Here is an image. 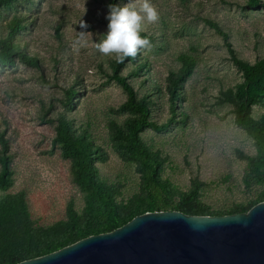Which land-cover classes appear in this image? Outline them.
I'll return each instance as SVG.
<instances>
[{
	"label": "rangeland",
	"instance_id": "1",
	"mask_svg": "<svg viewBox=\"0 0 264 264\" xmlns=\"http://www.w3.org/2000/svg\"><path fill=\"white\" fill-rule=\"evenodd\" d=\"M109 1L36 0L31 26L21 43H28L32 51L40 53V68L26 64L19 54L15 64L0 60V124L8 128L9 153L14 154L15 182L11 191L28 192L38 224L66 218V206L72 199L78 208L83 206L71 163L53 146L55 125L47 121L64 109L61 99L75 81L81 85V93L70 115L79 125L90 123L91 132L107 150L109 158L102 164L103 172L114 181L121 178L125 197L138 183L135 167L117 154L107 127L109 118H124L112 109L127 99L121 85L110 78L111 61L117 59L116 55L105 56L97 48L100 35L107 30ZM248 1L150 0L158 20L146 23L142 32L149 46L141 50L152 64L154 79L164 86L162 96L155 91L152 108L160 124L171 115L165 78L170 69L180 68L181 53L197 57L195 73L185 84L192 100L187 124L173 122L162 131L148 130L146 137L165 157L164 176L184 188L196 178L207 182L204 199L215 206L243 200L259 189L254 187L248 192L242 183L247 160L240 151L254 155L257 146L235 122V105L224 94L243 81L236 58L255 62L264 57V4L255 8ZM118 3L139 7L142 0ZM207 19L217 22L227 36L209 25ZM82 21L87 28L81 29ZM21 51L30 53L23 46ZM132 63L128 61L125 67ZM132 81L140 93L149 91L140 78ZM49 105L53 110L48 114ZM252 112L260 118L264 108L254 106Z\"/></svg>",
	"mask_w": 264,
	"mask_h": 264
},
{
	"label": "trees",
	"instance_id": "2",
	"mask_svg": "<svg viewBox=\"0 0 264 264\" xmlns=\"http://www.w3.org/2000/svg\"><path fill=\"white\" fill-rule=\"evenodd\" d=\"M35 3L36 0H0V60L4 63L15 64L19 54L23 62L40 68L43 61L40 53L32 51L28 43H21L31 26V10ZM113 3H118V0H110L108 6ZM248 4L259 8L264 1L249 0ZM20 7L27 11H21ZM207 23L224 33L217 22L207 19ZM149 38L153 40V37ZM22 46L30 53L22 52ZM128 61L133 63L126 68ZM178 61L180 68L170 69L164 81L170 94L171 115L163 124L156 120L152 108L155 91L161 92L159 95L162 96L164 86L154 79L149 58L140 49L135 57H127L122 62L118 59L111 61L113 73L110 78L121 85L127 99L112 109L124 118L107 120L109 138L117 154L134 166L139 176L134 191L128 197H125V184L121 178L114 181L103 172L102 164L107 162L109 154L91 132L90 123L79 125L70 115L76 110L75 100L81 93L78 81L65 89L61 99L64 109L56 118L47 120L56 129L53 146L71 163L73 181L83 197L81 208L76 206L74 199L68 202L66 218L48 225L38 224L28 192L25 189L11 191L15 182L14 154L9 153L8 128L0 124V264H18L48 255L89 236L114 231L147 212L179 211L190 216H227L246 213L264 202V115L256 118L252 112L254 106L264 108V57L255 62L236 58V64L243 72V81L224 91L227 100L235 105V122L254 139L257 146L254 155L240 151L247 160L242 183L248 192H252L254 187L259 189L243 200L220 206L204 199L207 182L196 178L184 188L164 176L165 157L146 137L148 130L162 131L179 121L187 124L190 118L192 100L185 84L195 73L198 60L192 53H181ZM134 78H140L142 85L150 87L149 91L140 93L133 85ZM47 107L44 106L49 114L53 106ZM227 179L225 177V181Z\"/></svg>",
	"mask_w": 264,
	"mask_h": 264
},
{
	"label": "water",
	"instance_id": "3",
	"mask_svg": "<svg viewBox=\"0 0 264 264\" xmlns=\"http://www.w3.org/2000/svg\"><path fill=\"white\" fill-rule=\"evenodd\" d=\"M18 264H264V202L227 216L147 212Z\"/></svg>",
	"mask_w": 264,
	"mask_h": 264
},
{
	"label": "clouds",
	"instance_id": "4",
	"mask_svg": "<svg viewBox=\"0 0 264 264\" xmlns=\"http://www.w3.org/2000/svg\"><path fill=\"white\" fill-rule=\"evenodd\" d=\"M107 30L100 36L97 48L105 56L115 54L122 62L127 57H135L138 50L148 47L149 40L142 36L146 23L158 20V12L150 0L135 4L113 3L108 6L106 15ZM81 29L87 28L82 21Z\"/></svg>",
	"mask_w": 264,
	"mask_h": 264
}]
</instances>
